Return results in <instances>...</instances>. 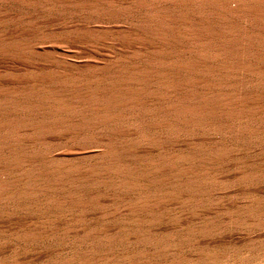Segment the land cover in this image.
I'll return each mask as SVG.
<instances>
[{
  "label": "rangeland",
  "instance_id": "obj_1",
  "mask_svg": "<svg viewBox=\"0 0 264 264\" xmlns=\"http://www.w3.org/2000/svg\"><path fill=\"white\" fill-rule=\"evenodd\" d=\"M0 1H1L0 2V22L2 23L0 24V32H1L0 39H2L0 40V60H1L0 63L2 62L0 64V87L4 86L2 89L0 88L1 90L0 92V122H5V123L9 122L7 125L4 126L3 128L4 130L0 131V142H3L5 146H7L5 148L12 147V146L17 147L15 148V150L17 149L16 150L17 153H20V154L28 153L30 151L41 153V152H44L43 150L47 149L48 150L47 152L45 150L46 154L50 155V153L52 152V155L55 156L53 159L60 160V162H58V164L60 165H63L66 163H70L71 165H88L89 163L92 164L93 162H95V160L98 159V155H96L95 153H92V154L81 153L82 151L86 150L89 147H93L94 145V143L89 141L88 137L93 136V135L95 136L97 133H98L97 135H100V134L112 135V133H110L108 130L111 127H114V128L115 127L117 128L126 127L130 130L131 132L130 135L115 134L114 136H118L121 138L122 137H132V138L133 137L135 138L143 137L140 143H138V145L142 148H147V147L153 148L154 144L146 140V138L160 132V134L165 133L168 136L169 135L171 137L174 136L176 139V140L168 141L167 143H165L164 146H162V149L166 151H171V150L182 151V149L184 148L183 144L189 141L190 138H198L204 135L214 136L218 140L221 139L220 143L223 144L224 147H232L233 150H235L233 152H230L228 157L223 158L222 167H220L221 165L218 167H215L216 169L214 168L212 169L211 172L208 173V176L206 179L207 181L209 178L211 180L215 178L216 180L215 179L212 180L213 182L209 180L210 183L206 182L208 191L206 190L205 193H203L202 195H199V197H201V202L197 203L196 205L198 206L200 212L199 210L198 212L191 210V206H193V204L181 207V206L176 205L173 202L167 201L164 203V205L160 209H158L157 211L154 210L155 213L156 212L166 213V217L159 222L156 221V222H149V223L148 222L140 223L138 221L139 219L148 218V217L153 216L152 213H149V215L148 214L146 215L145 211L138 208V204L136 203V201L139 198H141V200L145 199V194H144L145 191L130 190L127 192H120V193L119 191H116L117 192L116 193L115 190L111 189L107 184L88 185V183L86 182H77V184H74L75 182L72 183V185L74 186L73 189L74 191H76L78 195L69 197L70 199H72V202H73V203H70L69 205L72 206L74 205V203L76 204L79 201H87V200H89L90 203L87 206L82 207V208L76 207V205H74L72 206L74 208H72L69 211H65L64 209V206L68 205V203L66 205L65 204L57 205L54 208L48 210V209H44L40 207L30 206L29 202H24V201L17 202V204L8 203V202H0V264H72L67 261V258L69 257V255L79 254L81 251H83L82 249H86L89 247V242L91 243V242L100 240V242H102L104 245V246H101L102 249L119 251V250L125 249L126 246H121V245L114 243L113 241L106 240L105 237L107 235H112L113 233L117 234V232L118 234H125V233H133V232L134 233L147 232L150 230L156 233L158 237L162 238L161 242H159L160 246L162 244L167 243L170 239L174 240L177 243L176 245L177 247H175V249L172 251L173 253H169V259L172 258L174 261L173 262L174 264H178V261H179V264H187V263L189 264H264V226H263L264 220H263V223L261 222L262 224L261 223L258 224V222L264 219V214H263L264 213V151H263L264 150V133L254 134L255 136L254 135L236 136V135L224 133L223 131H217V130H213V129L206 128V127L193 128L192 129L194 130L193 132L192 130L185 132L181 130L182 128L177 129L174 126L173 127L166 126V127H162L161 129L158 128L159 131H157L156 128L154 129L145 128L144 126L141 125L142 121L144 122V120L157 119V117L155 118V116L149 115L148 113L145 114L146 118H143L141 116L140 117L135 116L128 120L124 118H118L114 120H101V119L92 120V117L86 115L84 111L81 109L84 105L93 104L97 106L98 108L97 112H105V111L114 112V113L115 112L120 113L121 111L123 112L124 111L122 110L123 107L113 106L112 104L110 105L105 95L108 93L115 92V91L123 92L125 88L136 90L137 88L136 86L140 85L142 88L138 86L139 89H137V91L138 92L141 91V92L138 95V92L135 91L136 93L134 94L138 95L140 98L141 97L144 98L145 96H147L149 92H153L154 90L158 89V85L157 83H154L155 81L153 79L150 81H147L144 79L142 80V78L139 77L138 74L133 73L130 67L142 68L143 65L152 67V66H155L156 64L155 62L157 60L165 61V60H169L170 58H172L173 55H172V52H170L172 49H174L173 53H177L178 56L180 55V57H184V56L189 55L184 50V47L194 46L195 48H200L201 46L196 43L193 44L192 42L186 40L185 38H181L182 42L183 40L185 41L182 43V45L180 44L176 45L175 43V45L170 44L169 46L167 44V48L169 51L154 54L152 52L143 51L141 49L137 50L136 47H138V44H135V43L134 45L128 44L130 47L129 48L126 43H124L123 41L121 42L117 40L115 37H113V35H110V34L102 35L101 37H99L100 36L99 34L91 35V34L84 33L86 31L85 30L86 28L92 29L95 26L98 27L101 25L105 27L107 25L113 28L116 25L117 26L122 25L130 29L131 31H133L132 29H135V32L147 37L146 39L142 40L143 42L140 41L142 44L155 45L159 41L156 38H152L151 36H149L151 35V31L149 32V29L153 25L157 27H161V26L163 27V25L164 27L166 25L167 26L174 25V28H175V27H178V25L180 24L179 26L183 30H186V29L191 30V28H194L196 31L199 30L200 28L207 26L209 31L213 30V31L219 32L220 34H222L220 35V37L225 38V39H230V38L238 36L236 32L234 31L233 33V30L231 29V27L233 28L234 25H238L239 23L240 26L243 25L251 31H257L259 29L257 28L255 24L249 21L246 23L247 20H245L244 22L243 18L237 19V17L235 16L233 17L232 14L230 15L229 12H227L226 10H223L222 9L223 7L221 8V6L222 5L224 6V3H223L224 0H221L222 4L220 0H191V1L188 0L189 4L185 2L187 0H184V2L182 0L181 1L173 0L174 2L172 0H167V1H163V0H157V1L155 0H150V1L149 0H124V1L123 0H119V1L118 0L117 1L116 0H104V1L103 0H97V1L96 0H91V1L90 0H65V1H68V3L66 4H69V1L72 2L67 6L65 4V1L63 0H60V1L54 0L55 3L53 2V0H48L49 2L47 0H43V1L42 0H28V1L0 0ZM113 1H115V3L117 4H115ZM242 1H245L246 4L249 2V0H242ZM59 2L61 3V5ZM62 2H64L65 5H63ZM157 2H158V5H157ZM233 2L236 4V1L229 0V3H232L229 5H232V6L235 5ZM40 3H43V4H40ZM153 3L154 5H152L151 7V4ZM48 5H50L53 8L49 7ZM164 5L166 6L167 10L169 9L168 11H166V9L164 10L165 8ZM184 5L185 7H189V8L184 9V7H182ZM44 6H46L47 8ZM162 6H164V8H162ZM174 6L176 8L175 10H174ZM190 6L191 8L192 7L194 8L190 9ZM217 6H219L221 9L220 8L218 9ZM117 7L118 9H116ZM153 7L154 8L157 7V8L154 9ZM179 7L181 9H179ZM158 8H161V9L158 10ZM92 9H93V13H91ZM109 9H113L114 11L113 12L112 10L109 11ZM145 10H147L148 12ZM149 10L151 11V13L152 12L154 13V11L156 12V14L159 12L161 13L157 15H152L154 16L152 18V16L150 15L151 13L149 14ZM216 10L217 12L219 11L220 14L222 12L221 14L222 17H219V13L216 14L217 13ZM180 11H182L181 15H183L182 14L183 11H184V15L186 12V15L185 16L183 15L184 18H186V16L190 18L181 19V20H184V21H181L180 18L183 16L180 15ZM173 12H176V13H173ZM178 12L179 14H177ZM70 13H72V15ZM140 13L142 14V16ZM147 13L148 15H146ZM214 14H216L217 16ZM169 15L171 19L169 18ZM155 16L156 17L158 16V17L156 18ZM176 16H178L179 19ZM175 18H177V21ZM216 18L220 20H217ZM134 19L136 21H134ZM59 20H61L62 23H60ZM99 20L100 22H97ZM74 21H76L75 23L77 26L75 25ZM92 21L94 22V24L92 23ZM148 21L151 22L152 24L148 23ZM161 21L163 22L162 24L160 23ZM130 22L132 25L129 24ZM218 22L219 23L221 22L220 23L221 25H219ZM97 23H100V24L97 25ZM230 23H232L231 24L232 26L230 25ZM79 24H81L82 26L81 25L79 26ZM183 24L186 26H188L189 24V26L182 27L181 25ZM63 25L64 26L66 25L67 27L66 26L64 27ZM228 25H230L231 27L230 26L228 27ZM74 27H77L78 29L75 31L76 28ZM89 27H92V28H89ZM137 27L138 28L142 27L143 32L141 31L140 28L138 29ZM67 30H68V33H66ZM224 30H226L227 32ZM82 31L84 34L80 33ZM231 31L233 34L231 33ZM30 35L31 36L34 35L33 38H36V36L37 37L39 36L40 38L38 37L34 40L32 39V37H29ZM45 35H47V37H45ZM172 35L174 37L176 36V34L174 33ZM41 37L43 38L41 39ZM97 37L99 39H97ZM20 38L22 39L20 40ZM150 38H151V41H149ZM39 39L41 41L43 40L42 42H44L45 40L46 43L43 44ZM86 39H88L87 42H85ZM96 40H97V43L95 44L94 42H96ZM153 40L156 42H153ZM20 41L21 42L23 41L22 43L24 45L23 44L21 45ZM24 41H26L27 45ZM38 41L40 42V44ZM41 43L43 45H41ZM84 43L85 44L87 43L89 47H91L90 45L92 43L94 44H92L91 48H88L87 46L88 51L87 50L84 51L86 49L85 48L86 45ZM32 44H33V47H32ZM158 44H160V42ZM26 46L27 47L30 46L28 47L29 50H31L30 52ZM117 46H119V48ZM42 47L43 49L47 47L45 49V52L42 49ZM122 47L123 48L125 47V48L122 49ZM95 48H97V50ZM90 49H92V51ZM33 50L34 51L38 50V52L36 51L37 55H34V53L36 52H34ZM42 50L46 56H43L44 53L41 52ZM93 50H95V52ZM83 51L85 52V54ZM89 51L92 54L91 53L89 54ZM40 52L43 53V55L40 54L41 55L40 56L39 55ZM121 54L123 55L124 58L127 56V58L129 59L122 58ZM117 56H119L123 60H121ZM88 57H91V58H88ZM113 57H115L116 59H114ZM4 58H6V60ZM109 58L111 62L117 63L116 69L115 68L108 69L106 67H102L103 69L101 68L100 65H102L104 62L110 61ZM80 61H82L81 62L82 64H80ZM119 62H121L122 64ZM131 62L133 63L131 64ZM74 65H76V67ZM122 66L124 68L126 66L129 68H126L128 70L124 68L123 69L120 68L121 69L120 71L118 67H122ZM70 67H73V68H70ZM67 69L69 70V72ZM73 69H77V70H73ZM66 70L67 72H65ZM70 71L72 74L70 73ZM117 71H120V72H117ZM67 73H69L68 74L69 76L66 77ZM64 75L66 79L64 78ZM69 77L70 79L71 78L72 79L69 80ZM244 77L247 78L246 76ZM259 77H258V80L260 81L263 79L262 81L264 84V75L261 76L260 78ZM11 78L12 79L14 78V79L12 80ZM61 78L63 81H59L61 80ZM67 80H69L70 82H68ZM141 80L144 83H142ZM252 80L255 81L254 79L247 78L246 86L244 88H241L240 90H242L243 92V90L246 91V90L254 89L258 91L259 93L264 94V85L262 84V82L260 81V84H258L257 86H254V82ZM4 88L7 89L6 90L7 92L5 91ZM50 92L51 93H68V94L69 93L71 94L79 93L78 98L71 99L69 101L71 104L76 106L75 110H78V111L68 113V111L54 109V107L51 106V104H48V100L46 101L44 98L42 99L41 97L44 94H47ZM84 92L85 93L92 92L93 94L101 93L102 95H96L94 99L88 100L87 98L83 96ZM149 108L150 107H147V109ZM134 110L135 111L138 110L137 112L139 111L141 112V110L143 109H140L139 105H137L136 109ZM81 112L83 113L81 114ZM82 120L88 123L90 122L92 125H95V126L92 127L91 130L90 129L85 130V131L78 130V132L69 133L70 130L74 129L73 126L75 125V123L77 124L79 123V121H82ZM67 121L68 123L70 122L69 123L70 125L67 123ZM62 123L66 126L64 127ZM243 123H244L243 120L238 121V124H243ZM56 127L57 128L59 127V128L57 129ZM12 128L13 130H11ZM62 128H65V129H62ZM52 129L55 134L52 132ZM64 130L66 132H64ZM5 132H6V135H5ZM56 135L59 137H57ZM10 136L12 137L10 138ZM58 138H59V141H58ZM46 145L48 146L46 147ZM239 145L241 146L242 151L240 150L241 148ZM255 148H258V149H255ZM4 149H1L0 153L5 154V151L7 150L4 151ZM31 149H34V150H31ZM236 149L239 151H237ZM10 153H12L11 150L9 151V154ZM62 153H66V154L61 156L60 154ZM235 157L237 160L235 159ZM53 159H48V160H53ZM229 159H232V160L227 161ZM224 161L225 162L227 161V162L224 163ZM235 161H237L238 163H235ZM225 164H227L228 167ZM214 170L215 172H213ZM237 171L250 172L252 176L239 179L237 178V174H236ZM210 173L213 175H210ZM222 174L224 175L226 179L223 177ZM215 175L216 177H214ZM64 186H68V184ZM210 186L211 187L213 186V187L211 188ZM61 195L62 193L57 192V196H61ZM124 200H126V202H124ZM204 202L206 203L204 204ZM248 203H250L252 207L251 209L249 208L250 205ZM244 204L246 207L249 205L248 210H246L247 208L244 207ZM25 205L26 207H24ZM127 207H130L129 211ZM123 209H124V212H123ZM225 209L227 210L225 211ZM131 211L133 213H131ZM128 212H129V215H128ZM123 215H124V218H123ZM254 215L255 217H253ZM257 215L259 216V220L258 218H256ZM127 217H128V221L130 219L131 221L135 220V222H131V221L128 222ZM122 218L125 219L126 221L125 220L122 221L123 220ZM231 219H233L234 221ZM114 221H116V223ZM227 221L228 222L230 221L231 223L230 222L228 223ZM203 223H204L205 228L207 227L206 229H208L209 231L207 232L205 231L206 229L203 227L202 225ZM251 223L252 224L254 223L253 225L255 226L253 227ZM120 224L121 226L116 227V225H120ZM229 224L231 225L229 226ZM123 225L124 226L126 225L125 228ZM108 226L113 230H111L110 228L107 229ZM114 227H116L117 229ZM122 227L126 231L122 229ZM200 227H202V229L199 230ZM208 227L212 230H210ZM107 230L109 233L107 232L108 234L107 233L103 234ZM63 231H66V232H63ZM97 231L99 233H97ZM192 232H195V233H192ZM196 232L199 233V235ZM200 232L201 233L203 232L204 234H201ZM99 237H102V238H99ZM167 237H169V239H167ZM197 239L199 240L198 245L195 243ZM193 240H196L194 241V244L196 245L192 244ZM197 248H200L199 249L200 251H196ZM193 250H194V253L191 254ZM196 253H198L200 257L196 256L198 255ZM201 253H203L202 256H201ZM260 253L261 254L263 253V255H261ZM175 255L177 258L175 257ZM195 258L197 262L194 260ZM133 261L142 263V264H162L161 261L154 263L151 261L143 260L142 258H134Z\"/></svg>",
  "mask_w": 264,
  "mask_h": 264
},
{
  "label": "bare ground",
  "instance_id": "obj_2",
  "mask_svg": "<svg viewBox=\"0 0 264 264\" xmlns=\"http://www.w3.org/2000/svg\"><path fill=\"white\" fill-rule=\"evenodd\" d=\"M4 1H6V0H4ZM25 1H28V0H25ZM63 1H65V0H63ZM155 1H157V0H155ZM163 1H167V0H163ZM182 1L184 2V0H182ZM234 1H236V4L233 2L235 5L232 6V5H229V4H232V3H229V0H224L223 1L224 6L222 5L221 8L223 7L222 8L223 10H226L227 12H229L230 15L232 14L233 17L234 16L237 17V19L243 18L244 22H245V20H247L246 23L249 21V22L255 24L259 30L251 31L243 25L240 26L239 23H238V25H234L232 28L231 27L232 23H230L231 26L228 25V27L230 26L231 29L233 30V33L235 31L238 36L236 35L237 37L225 39V38L220 37V35H222V34H220L219 32H216L213 30L209 31L207 26L200 28L197 31L194 28H191V30L186 29L187 30L186 31V30H183L182 28H180V26H179L180 24L178 25L179 28L178 27L174 28V25H172V26L166 25L165 27H164V25H163V27L162 26L157 27L154 25L151 27V25H150L151 30L149 29V32L151 31V35H149V36H151L152 38H156L160 42V44H158L159 43L158 42L155 45H153V44L145 45V44H142L140 41L146 39L147 37L135 32V29H132L133 31H131L130 29H128L122 25L121 26L116 25L113 28H111V26L109 27L107 25H106V27L101 25L98 27L95 26L93 28L89 27L92 29L86 28L85 29L86 31L84 33L91 34V35L92 34H99L100 35V36L98 35L99 37H101L102 35H109L110 34V35H113V37H115L117 40H119L121 42L123 41L127 45L128 44L134 45V43L138 44V47H136L137 50L141 49L143 51L152 52L154 54L169 51L167 48V44L169 46H170V44L175 45V43H176V45L177 44L182 45V43L185 41L183 40V42H182L181 38H185L186 40L192 42L193 44L196 43V44L201 45L202 47L201 46H200V48H195L194 46L184 47V50L189 54V55L184 56V57H180V55L178 56L177 53H173L174 49H172L170 52H172L173 56L169 60H165V61L157 60L155 62L156 63L155 66H152V67L147 66V65L144 66L143 64H142L143 65L142 68L130 67V69L133 71V73L138 74L139 77L142 78V80L144 79V80L150 81L153 79L155 81L154 83H157L158 89L154 90L153 92H149L147 94V96H145L144 98H142V97L140 98L138 96L139 93L141 92V91L140 92L137 91V89H139L138 86H140V85L136 86L137 87L136 90L135 89L132 90L130 88H127V89L125 88V90L123 92L115 91V92L106 94L105 95L106 99L110 103V105L112 104L113 106L123 107V109H122V110H124L123 112L122 111L120 113L119 112H115V113L114 112H106V111L105 112H97L98 108H97V106H95L93 104H87V105L83 104L84 106L81 109L84 111V113L86 115L92 117V120L93 119H95V120H99V119H101V120H114V119H118V118H124V119L128 120V119L135 117V116H139V117L141 116L143 118H146L145 114L148 113L149 115L155 116V118L157 117V119H151V120L150 119H148V120L143 119L144 122L142 121L141 125L144 126L145 128H153V129L156 128L157 131H159L158 128L161 129L162 127H166V126H172V127L174 126L177 129L182 128L181 130H183L185 132L191 131L193 128L206 127V128H210V129L217 130V131H223L224 133H228V134L236 135V136L254 135V134L264 133V94L259 93L258 91L254 90V89L253 90H246V91L243 90V92H242V90H240L241 88H244L246 86V82H247L246 79L247 78L255 80V81L252 80L254 82V86H257L258 84H260V81L263 84V81H262L263 79L259 81L258 77L259 76L261 77L264 75V0H249V2L247 4L245 3V1H242V0H234ZM53 2H54V0H53ZM92 2H94V1H92ZM113 2L115 3V1H113ZM173 2H171V3H173ZM175 2H177V1H175ZM185 2L188 3L189 1L187 0ZM220 2L222 4L221 0H220ZM56 3H58V2H56ZM62 3H63V5H65L66 3H68V1H65V4H64V2H62ZM70 3H72V2L69 1V4ZM160 3H161V1H160ZM40 4H43V3H40ZM69 4H66V6ZM115 4H117V3H115ZM60 5H61V3H60ZM152 5H154V3L151 4V7H152ZM157 5H158V2H157ZM161 5H163V4H161ZM46 6H47V4H46ZM46 6H44V7H46ZM48 6L51 7L52 4H51V6L50 5H48ZM93 6H94V4H93ZM164 6H162V8H164ZM219 6H220V4H219ZM219 6H217L218 9L220 8ZM42 7H43V5H42ZM182 7H184V9L189 8V7H185V5ZM51 8H53V7H51ZM108 8H110V7H108ZM156 8H154V9H156ZM192 8H194V7H192ZM192 8L190 6V9H192ZM116 9H118V7ZM160 9L161 8H158V10H160ZM165 9H166V11L169 10V9L167 10L166 6H165L164 10ZM172 9H173V7H172ZM175 9L176 8L174 6V10ZM179 9H181V8L179 7ZM110 10H112V12L114 11L113 9H109V11ZM95 11H96V9H95ZM145 11H147V10H145ZM181 12L182 11H180V15H181ZM216 12H217V10H216ZM91 13H93V9H92ZM150 13H151V11L149 10V14ZM152 13L150 14L151 16L157 15L161 12L156 14V12L154 11L155 14L154 13L152 14ZM169 13H170V11H169ZM173 13H176V12H173ZM218 13H219V11L216 14H218ZM70 14L72 15V13H70ZM113 14H112V16H113ZM177 14H179V12ZM182 14L184 15V11ZM216 14H214V15H216ZM221 14H222V12H221ZM221 14L219 13V17H222ZM133 15H135V14H133ZM146 15H148V13ZM170 15H169V18L171 19ZM183 15H181V16H183ZM185 15H186V12H185ZM141 16H142V14H141ZM184 16L181 17L180 20L190 18L187 16H186V18H184ZM89 17H91V16H89ZM153 17L154 16H152V18ZM176 17L178 18V16H176ZM116 18H117V16H116ZM177 18H175L176 21H177ZM57 19H58V17H57ZM175 19H173V20H175ZM216 19L220 20L218 18H216ZM82 20H84V19H82ZM59 21H60V23H62L61 20H59ZM68 21H67V23H68ZM134 21H136V20L134 19ZM162 21L160 22L161 24L163 23ZM172 21H171V23H172ZM181 21H184V20H181ZM75 22L76 21H74V23ZM97 22H100V20ZM222 22H224V21H222ZM60 23H59V25H60ZM92 23L94 24L93 21H92ZM104 23H102V24H104ZM148 23H151V22L148 21ZM154 23H156V22H154ZM220 23H219V25H221ZM0 24H2V23L0 22ZM72 24H73V22H72ZM95 24H96V22H95ZM99 24L100 23H97V25H99ZM129 24H131V22ZM177 24H178V22H177ZM75 25H76V23H75ZM80 25L81 24H79V26ZM181 26L183 27L186 25L183 24ZM188 26H189V24H188ZM188 26H186V27H188ZM74 28H76L75 31L78 29L77 27H74ZM212 28H213V26H212ZM140 29L142 31V27ZM224 31H226V30H224ZM66 33H68V30ZM80 33H83V31ZM171 33L176 34V36L174 37ZM231 33H232V31H231ZM33 36L30 35L29 37H32V39H34V40L39 37V36L38 37L36 36V38H33ZM51 36H52V34H51ZM233 36H235V35H233ZM43 37H41V39ZM45 37H47V35H45ZM227 37H228V35H227ZM21 39L22 38H20V40ZM90 39H91V37H90ZM97 39H99V38L97 37ZM0 40H2V39H0ZM87 40L88 39H86L85 42H87ZM93 41H95V40H93ZM149 41H151V38L149 39ZM22 42H21V45L23 44ZM24 42L26 43V41H24ZM153 42H156V41L153 40ZM28 43H30V42H28ZM42 43L45 44L46 43L45 40ZM42 43H41V45H43ZM89 43H91V42H89ZM94 43L96 44L97 40ZM94 43H92V44H94ZM148 43H150V42H148ZM39 44H40V42H39ZM50 44H52V43H50ZM92 44L90 45L91 47H92ZM26 45H27V43H26ZM85 45H86V47L83 45L86 48V49L84 48L85 49L84 51L87 50V46H88L87 43ZM129 45H128V47H129ZM38 46H40V45H38ZM28 47H30V46H28ZM32 47H33V44H32ZM91 47L88 46V48H91ZM96 47H97V45H96ZM117 47L119 48V46H117ZM18 48H19V46H18ZM124 48L122 47V49H124ZM42 49H43V47H42ZM45 49H43L44 52H45ZM95 49L97 50V48H95ZM180 49H182V48H180ZM28 50H29V48H28ZM43 50L41 52H43ZM90 50L92 51V49H90ZM30 51L31 50H29V52ZM36 51L38 52V50H36ZM36 51H34V52H36ZM93 51L95 52V50H93ZM143 51H142V53H143ZM37 52L34 53V55H37ZM41 52L39 53V55L40 54L43 55L44 52L43 53H41ZM90 53L91 52L89 51V54ZM114 53H115V51H114ZM130 53H131V51H130ZM24 54H26V53H24ZM84 54H85V52H84ZM17 55H18V53H17ZM43 56H46L45 53ZM117 57H119V56H117ZM140 57H142V56H140ZM88 58H91V57H88ZM113 58L116 59L115 57H113ZM122 58H124L123 55H122ZM125 58L129 59V58H127V56ZM4 59L6 60V58H4ZM109 60H110V58H109ZM121 60H123V59H121ZM144 61H146V60H144ZM81 62L82 61H80V64H82ZM133 62H131V64ZM119 63H121V62H119ZM116 64L117 63L111 62V60H110V61L104 62L100 66H101V68L106 67L108 69H113V68L116 69L117 68ZM51 65H53V64H51ZM74 66L76 67V65H74ZM73 67H70V68H73ZM118 68L123 69L124 67L122 66V67H118ZM126 68H129V67L126 66L124 69H126ZM121 69H120V71H121ZM67 70L65 72H67ZM73 70H77V69H73ZM126 70H128V69H126ZM78 71H79V69H78ZM120 71H117V72H120ZM68 72H69V70H68ZM70 73H71V71H70ZM79 73H81V72H79ZM68 74L69 73H67L66 77L69 76ZM91 74H92V72H91ZM75 75H76V73H75ZM92 76H94V75H92ZM244 76H246L247 78H245ZM64 78H65V75H64ZM71 79L69 77V80H71ZM69 80H67V81L70 82ZM59 81H63L62 78ZM106 81H107V79H106ZM134 81H135V79H134ZM137 82H138V80H137ZM253 82H252V84H253ZM64 83H66V82H64ZM142 83H144V82L142 81ZM59 84H61V83H59ZM3 87L4 86H2L0 88L2 89ZM5 87H7V86H5ZM7 88H9V87H7ZM45 88H46V86H45ZM143 88H144V86H143ZM9 89H11V88H9ZM6 90L7 89H5V91ZM40 90H41V88H40ZM90 91H92V90H90ZM135 91L138 92V95L134 94V93H136ZM0 92H1V90H0ZM96 95H102V94L101 93L100 94H93L92 92L91 93L90 92L89 93H85V92L83 93V96L85 98H87L88 100L94 99L96 97ZM41 97H42V99L44 98L46 101L48 100V104H51V106H53L54 109L68 111V113L78 111V110H75L76 106L71 104L69 101L71 99L78 98L79 93H75V94L69 93L68 94V93H51L50 92V93L44 94ZM145 104H147V105H145ZM137 105H139L140 109H143V110H141V112L140 111L137 112L138 110L137 111L134 110V109H136ZM147 107H150V108L147 109ZM82 113L83 112H81V114ZM66 116H68V115H66ZM15 119H17V118H15ZM241 120H243L244 123L238 124V121H241ZM17 122H19V121H17ZM8 123L0 122V131H3L4 126L7 125ZM67 123H68V121H67ZM10 124H11V122H10ZM62 125H64V124L62 123ZM65 126L66 125H64V127ZM94 126L95 125H92L90 122L88 123V122L82 120V121H79V123H77V124L75 123V125L73 126L74 129L70 130L69 133L78 132V130L79 131H81V130L85 131V130H89V129L91 130V128ZM168 128H170V127H168ZM62 129H65V128H62ZM11 130H13V128ZM108 130L110 133H112V135H102V134L97 135L98 134L97 133L95 136L93 135V136L88 137L89 141L94 143V145L92 144L93 147H89L86 150L83 149L84 151H82L81 153H83V154L95 153L96 155H98V159L95 160V162H93L92 164L89 163L88 165H71L70 163L60 165V164H58V162H60V160L53 159L55 156L52 155V152L50 153V155H52V156L46 154V152L48 151L47 149H45L46 152H45V150H43L44 152H41V153L40 152L36 153L34 151H30L28 153L20 154V153H17V151H16L17 149L15 150V148H17V147L12 146V147L5 148L7 146H5V144L3 142H0V150L4 149V148H5L4 151L7 150V151H5V154L0 153V202H8V203H13V204L16 203L17 204V202L24 201V202H29L30 204L29 203L28 204L30 206L40 207V208H44V209H48V210L54 208L57 205H64V204L66 205L68 203V205L64 206V209H65V211H69L72 208H74V207H72L74 205H76V207L82 208V207L87 206L90 203V201L87 200V201H79L76 204L74 203V205H72V206L69 205L70 203H73L72 199H70L69 197L74 196V195H78L76 193V191H74V189H73L74 186L72 185V183L75 182L74 184H77V182H86V183H88V185L107 184L111 189L115 190V192L119 191V193L120 192H127L130 190L145 191V193H144L145 199L141 200V198H139L136 201V203L138 204V208L145 211L146 215L147 214L149 215V213H152L153 216L148 217V218L139 219L138 221L140 223H145V222L149 223V222H156V221L159 222L166 217V213H163V212H158V213L156 212L155 213V211L160 209L164 205V203L167 201L173 202L176 205L181 206V207L193 204V206H191V210L198 212L199 208L196 204L201 202V197H199V195H202L203 193L206 192V190L208 189L206 182L208 183L209 180H211L209 177H208L209 178L208 181L206 180L208 173L211 172L212 169H214L215 167H218L220 165H221L220 167H222L223 158L228 157L230 152L235 151V150H233L232 147H224L223 144L220 143L221 139L218 140L214 136H210V135H204V136H200L198 138H190L189 141H187L186 143L183 144L184 148L182 149V151H176V150L166 151V150L162 149V146H164L165 143H167L168 141L176 140V139L174 136L171 137L169 135L170 136L169 137L165 133L160 134V132L146 138V140H148L149 142H152V144H154L153 148L152 147L142 148L138 145V143H140V141L142 140L143 137L142 138H135V137H133V138L132 137H122L121 138L118 136H114L115 134L130 135L131 132L128 128H126V127H120V128L111 127ZM59 131H60V129H59ZM164 131H165V129H164ZM193 131L194 130H192V132ZM52 132H53V129H52ZM64 132H66V131L64 130ZM64 132H62V133H64ZM5 135H6V132H5ZM12 136H10V138ZM57 137H59V136H57ZM58 141H59V138H58ZM54 143H56V142H54ZM47 146L48 145H46V147ZM36 148H38V147H36ZM39 148H41V147H39ZM50 148H52V147H50ZM50 148H48V149H50ZM236 148H238V147H236ZM240 148H241V146H240ZM255 149H258V148H255ZM10 150L12 153L9 154ZM31 150H34V149H31ZM240 150L242 151V148ZM237 151H239V150H237ZM65 154L66 153H62L60 155L62 156ZM236 157H235V159H236ZM48 159H53V160H48ZM231 160L232 159H229L227 161H231ZM226 162L224 161V163H226ZM233 163H231V164H233ZM235 163H238V162L235 161ZM225 165H227V164H225ZM229 166H231V165H229ZM227 167H228V165H227ZM227 167H225V168H227ZM219 168H217V169H219ZM213 172H215V170ZM224 172H226V171H224ZM224 172H223V174H224ZM220 173H221V171H220ZM236 174H237V178H239V179L252 176V174L250 172H243V171H237ZM254 174H253V176H254ZM210 175H213V174L210 173ZM214 177H216V175ZM223 177H224V175H223ZM214 179H212V180H214ZM86 183H85V185H86ZM67 184H68V186H64ZM244 184H246V183H244ZM149 189H151V190H149ZM57 192L62 193V195L57 196ZM92 192H94V191H92ZM208 193H210V192H208ZM98 195H96V196H98ZM207 200H209V199H207ZM124 202H126V200H124ZM205 203L206 202H204V204ZM201 204H203V203H201ZM248 204L250 205V203H248ZM131 205H132V203H131ZM203 206H205V205H203ZM248 206L246 207L244 204V207L247 208L246 210H248ZM24 207H26V205ZM122 208H124V207H122ZM129 208L130 207H127L128 211H129ZM249 208L250 209L252 208L251 205ZM226 210L227 209H225V211ZM123 212H124V209H123ZM199 212H200V210H199ZM125 213H126V211H125ZM131 213H133V212L131 211ZM232 213H233V211H232ZM232 213H231V215H232ZM128 215H129V212H128ZM227 217H228V215H227ZM253 217H255V215ZM123 218H124V215H123ZM256 218H258V220H259L258 215ZM261 218H262V216H261ZM233 219H231V220H233ZM124 220L125 219H123L122 221H124ZM263 220L264 219H262V221L258 222V224L261 222L263 223ZM116 221H114V222L116 223ZM127 221H128V217H127ZM129 221H131V220L129 219ZM131 222H135V220H132ZM202 225L205 228L204 223ZM230 225L231 224H229V226ZM243 225H245V224H243ZM256 225H257V223H256ZM117 226H121V224L116 225V227ZM125 226H124V228H125ZM248 226H249V224H248ZM254 226L255 225H253V227ZM116 227H114V228H116ZM108 228H110V227L108 226L107 229ZM124 228L122 227V229H124ZM200 229H202V227H200L199 230ZM111 230H113V229H111ZM210 230H212V229H210ZM205 231L207 232L209 230L206 229ZM58 232H60V231H58ZM63 232H66V231H63ZM107 232H108V230L106 232H104L103 234H106ZM197 232H198V230H197ZM97 233H99V232L97 231ZM112 233H110V234H112ZM192 233H195V232H192ZM113 234L107 235L105 237V239L113 241L114 243H116L118 245L126 246L125 249L119 250V251L102 249L101 246H104V245L102 242H100V240H98V241H94L91 243L89 242V247L86 249H82L83 251H81L79 254L69 255V257L67 258V261L72 263V264H142V263H138V262L133 261L134 258H142L143 260L151 261L154 263L161 261L162 264H172L174 262L172 258L169 259V253H173L172 251L175 249V247H177L176 246L177 243L172 239H170L167 243L162 244L160 246L159 242H161L162 238L158 237L156 235V233L152 232L151 230L147 231V232H137V233L133 232V233H125V234H118V232H117V234H114V235ZM197 234L199 235V233H197ZM201 234H204V233L202 232ZM99 238H102V237H99ZM167 239H169V237H167ZM198 239H197V241L193 240L192 244H194V241H196L195 243L198 245V243H199ZM200 242H201V240H200ZM196 244H194V245H196ZM199 249L200 248H197L196 251H200ZM192 253H194V250L191 252V254ZM204 253H206V252H204ZM188 254H189V252H188ZM196 254H198V253H196ZM260 254H259V256H260ZM202 255H203V253H201V256ZM261 255H263V253ZM62 256H64V255H62ZM196 256L200 257L199 254ZM175 257H176V255H175ZM194 260L196 261V258ZM199 262H200V260H199ZM178 264H179V261H178ZM187 264H189V263H187Z\"/></svg>",
  "mask_w": 264,
  "mask_h": 264
}]
</instances>
